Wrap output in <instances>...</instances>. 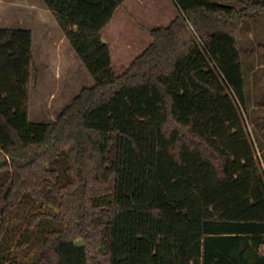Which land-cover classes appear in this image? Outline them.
<instances>
[{
  "label": "trees",
  "instance_id": "16d2710c",
  "mask_svg": "<svg viewBox=\"0 0 264 264\" xmlns=\"http://www.w3.org/2000/svg\"><path fill=\"white\" fill-rule=\"evenodd\" d=\"M123 1L43 0L93 79L50 122L29 120L31 32L0 28V213L11 164L33 172L77 128L75 228L48 232L36 264H264V170L240 110V41L264 0H172L176 16L117 75L100 32ZM88 129L114 137L104 249L80 208Z\"/></svg>",
  "mask_w": 264,
  "mask_h": 264
},
{
  "label": "rangeland",
  "instance_id": "374dc122",
  "mask_svg": "<svg viewBox=\"0 0 264 264\" xmlns=\"http://www.w3.org/2000/svg\"><path fill=\"white\" fill-rule=\"evenodd\" d=\"M176 13L172 0H124L100 32L110 48L115 74H121L150 44V30L169 24ZM247 25L240 41L245 84V107L240 110L254 155L264 170V15L256 14ZM0 28L32 34L35 72L29 100L31 122L55 120L82 88L93 85L43 0H0ZM85 138L87 187L81 199V215L87 229L102 237L104 249L109 237L114 137L112 133L88 129ZM79 142L77 128L70 138L64 137V129H60L56 145L34 161L37 170L28 174L27 169L21 172L11 164V185L0 213V257L36 264L48 232L74 230L70 197L76 184V168L81 164ZM2 158L0 155V161ZM76 243L80 244V239Z\"/></svg>",
  "mask_w": 264,
  "mask_h": 264
},
{
  "label": "crops",
  "instance_id": "0c3cea01",
  "mask_svg": "<svg viewBox=\"0 0 264 264\" xmlns=\"http://www.w3.org/2000/svg\"><path fill=\"white\" fill-rule=\"evenodd\" d=\"M41 165H43V166H44V163H42V162H41ZM25 169H27V170H28V168L24 167V168H20V171H21V172H22V171H25ZM32 169H35V170H37V165H33V166H32ZM11 172H12V170H11ZM9 189H10V188H9ZM3 202H4V201H3ZM3 207H4V206H3ZM37 210H39V209H37ZM32 214H34V213H32ZM5 228H6V229H7V228H10V226H6ZM6 229H5V231H4V232H7V230H6Z\"/></svg>",
  "mask_w": 264,
  "mask_h": 264
},
{
  "label": "water",
  "instance_id": "95a60500",
  "mask_svg": "<svg viewBox=\"0 0 264 264\" xmlns=\"http://www.w3.org/2000/svg\"><path fill=\"white\" fill-rule=\"evenodd\" d=\"M4 159L2 158V161H3Z\"/></svg>",
  "mask_w": 264,
  "mask_h": 264
}]
</instances>
